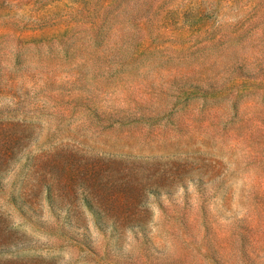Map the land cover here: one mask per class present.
<instances>
[{
    "label": "rangeland",
    "instance_id": "rangeland-1",
    "mask_svg": "<svg viewBox=\"0 0 264 264\" xmlns=\"http://www.w3.org/2000/svg\"><path fill=\"white\" fill-rule=\"evenodd\" d=\"M0 264H264V0H0Z\"/></svg>",
    "mask_w": 264,
    "mask_h": 264
}]
</instances>
